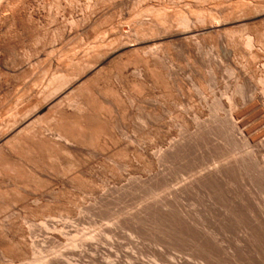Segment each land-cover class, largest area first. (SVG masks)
<instances>
[{"label": "rangeland", "instance_id": "rangeland-1", "mask_svg": "<svg viewBox=\"0 0 264 264\" xmlns=\"http://www.w3.org/2000/svg\"><path fill=\"white\" fill-rule=\"evenodd\" d=\"M116 1L119 2L120 0H72V1H70V0L69 1L68 0H0V17L4 13H7L9 11L8 9L12 8L13 5H14V7L19 9V12L21 13V15L24 14L22 16L23 22H21V25L19 23L17 25L18 27L17 26L16 27L15 26L8 27L5 23H3V24H1V28H0V97H1L0 98V121L1 122H2V119L3 120L5 119L4 117H7L9 114L14 113L17 109L25 108L27 110H31L33 108V106L29 105V101L24 102L23 98L20 99V97L17 98V96L22 95L23 92L28 94L29 91H27L28 89L26 90V88L32 82H34V84H30V87H33L36 90L37 89L38 90L44 89L45 84H46V80L50 76V73L53 72V69L59 68L58 66H60V64H62L64 59H66L65 57H68V56L72 55L73 53H78V51L80 53V52L86 50L87 48H89L90 47L89 44H92L94 42L96 37H98V35L101 33V31H103L104 28H105L104 31H108L107 29L111 30L110 28H112L113 25H119V27L121 26L123 31H126V30L128 31L130 29V27H133L131 29H135V27H136V29H138V27L139 28L142 27L141 24L137 23L140 21L138 19H147V18L152 17V14H150V13L148 14L147 12L145 13L142 11L145 9V7H147L149 5L150 6L154 5L156 7V6H158L157 4H159V5L162 4V6H164L167 13L168 12H171V13L175 12L176 13L177 11H179L178 9H180L181 12H183L187 15H189L188 13H190L193 9H195L194 7H191L192 10L187 8L186 3L189 2L190 0H188V1L187 0H179V1H177V0H155V1L154 0H137V1L136 0H126L124 2L125 4L120 5V6L117 5ZM227 1H228V3H231V2H229V0H227ZM227 1H225V4H227ZM94 2H98V4L93 5ZM135 3H137V4H135ZM202 3L205 4V5H203V4L202 5L206 8L208 6H215V5L217 6V5L223 4L224 0H219V1H217V0L216 1L215 0L210 1L209 0V2H205V3L202 2ZM114 4H116V5H114ZM202 5L200 7L201 9L203 7ZM196 7H197L196 9H198V6H196ZM200 8L197 10V12L199 10L201 11ZM196 9L194 11H196ZM139 10H140V14L142 13L141 15L139 14ZM184 10H186V11H184ZM102 12H106V13L108 12L107 14L105 13V15H104L105 17H103L104 21L101 22L103 20V18H102V20L100 21L101 24H100V22H98L97 24H99V26L96 25V27L93 28V26H95V25H93L90 22H92L93 19L96 18V16L98 17V15ZM135 19L137 20V22ZM87 20L90 23L89 25L92 24L91 25L92 30H90V28H86V27H91V26H88L86 24ZM256 20L257 19H255V22L253 19V20H249L250 22L247 21L246 23H242V24L241 23L240 24H230V25H227L229 28L227 26H225V29H227V28L229 30L232 28L242 29L245 27L251 28L252 26L256 27L258 24L259 25L264 24L263 19H261L259 21L258 20L256 21ZM247 23H249V24H247ZM137 24H138V26H137ZM59 25H61V26H59ZM63 25L67 30H69V29L71 30V32H70L71 36L70 35H67L66 37L63 36L64 38L63 37L62 38L64 40H62L61 38H59L57 36H54L55 35L54 34V32H55L54 28L56 29L57 26L62 28ZM134 25H135V27H134ZM82 29H84V30H82ZM72 32H74L75 35H72ZM214 36H216L215 33H211V34L208 33V35H206V37L204 36L205 37L204 43L201 45L202 47H200V50L198 51L197 56H193L194 55L193 52L190 54V52H191L190 49L185 44H183L184 45L183 46L182 43H180V42H177V41L176 42H170V41L168 42V40H165V41H162V43L164 42L163 44H166V45H163L161 42L159 43V44H161L160 48L165 49V52L166 53L168 52L169 56H167L168 53L167 54L164 53V50H163V53L167 57L172 59L171 66H173L172 68L174 71V75H175V78H177L176 83H177V80L179 79L177 84L181 83V85H179V86H181V87L183 86L184 89H179L180 87L177 89V85H175L173 87V89H175V90H173L167 84L164 83L165 81H163L162 76H160L158 78H156L155 76H152L150 69L146 66V62L142 59V57H140L139 54L137 55L139 58L136 56V54H135L136 57L134 55H132L131 56L132 61H130V63H128L126 65H121V67H119L117 69L116 73H118V72L122 73V74L119 73V75L117 74L118 75L117 78L119 77L118 80H117V78H115L116 80L106 79L102 76L100 77L101 79L100 78L96 79V81L100 79L99 81H97V83L99 84V86L101 88L103 87L102 89H104V87L106 88L105 92H107L109 90L108 93H106V97L104 99V100L107 99L106 100L107 102L104 101V110L106 112L108 111L107 113L109 115H112L111 116L112 118H115V119L117 118L116 122L118 123V128L117 129L115 128L117 130V131L115 130L117 137H116V140L115 139L114 140L117 141V144H116V142H115V144L118 147L121 144L122 145L121 147L123 149L126 148V149H124L125 153H123L124 151H123V149H120V147H119V150L117 148V151L120 153H123V155H125V157L124 156L122 157L121 156L122 154H121L118 156L117 155L113 156L114 158L110 157V159H112V160H110L109 158H107L108 152L106 150H104V148H95V151L96 152L98 151L97 154H90L89 155V154H86L83 152H81L82 154L81 153L79 154L80 156H78V157H80V159L82 158L81 160L86 159L85 165H88V166L83 165L85 168L81 167L80 172H77V173L76 172H61V170H63V167L66 164V160L68 159V156L66 154H64L63 152H61L60 150H58V148H57L58 146H53L50 150V154L52 153L51 155L53 156V158H51V160L48 159V161H47L51 165V167L52 166L53 167L52 168L49 167L50 165L47 162L46 163L48 166L44 165V166H46L45 167L46 169L43 168L44 166L42 164H40L39 167L41 168L43 166L42 168L44 169V172H45V170L47 172L49 170L47 168L49 167V168H51L49 171L52 173L53 171H51V170L53 168H55V166L57 165L56 166L57 173L55 172L56 169H53L54 174L53 173L51 174L48 171L47 173L48 174L50 173V175H48V174L46 175V172L42 173V170L40 173V170L38 169L39 167H36V166L33 167V165H31L32 164L31 162L27 161L26 162L27 165L24 162H22L18 158L19 155L16 153L18 151V148H20L21 143L18 139L12 141L10 143L11 144L10 147H11V151L15 157V158L14 157L13 158H14L15 162H17L19 160L21 162V164L19 165V163H17V164L15 163V165L19 166V167L15 166L16 168L18 167L17 170L15 169L14 165H13L14 168L13 167H11V168L15 169V172L19 171V169H20V173L23 176L18 172L20 175L17 173L18 174V177H17L16 173H15L16 175H14V170L13 169L10 170V168H9V170L13 174H11V177L9 175H7L8 171H9V170H7V168L10 166H9V164L8 165H6V164L10 159H8V158L5 159L4 158L5 156L2 155V153L0 152V168H1L0 173H3V175L0 174V176L1 175L3 176V177L2 176L0 177L1 178L0 181H2V178L5 177L3 179V182H4V180L7 179V176H9L10 179L8 178L9 181L7 179V182H5V183L12 184L11 182L14 181L13 184H18L17 181L18 182L20 181V183H19L20 187H18V188L15 187L16 185L13 186V184L10 185L9 187L6 186L7 188H5V186H4L5 183H2L3 186L0 184L1 185L0 186V190H1L0 197L1 196L3 197V198H0L2 200V202L1 201L0 202L1 203L7 202L8 201L7 198H11V199L13 198L15 200V201L12 200V202H11V200H9L10 202H7L8 208L6 207L5 204H3L5 206L0 204V208L2 206L5 208V210H4L2 207L3 210H2V213H0V215H1L0 216V222L2 223V224L0 223V225H1L0 228L4 227L3 229H5L6 225L11 224V222H12V224L14 222V225H17V227H19L21 229L23 228L26 230V228L28 227L27 230L29 231V234H26L23 240H25L27 243L33 242L34 243V254L36 256H42V257L46 256L45 258L48 257V259L50 258L51 260H50L49 264H72V263L73 264H184V263L185 264H197V263L198 264H209L208 262L205 263L207 252H206V246H205L204 239L207 235L206 233H207V231L209 232L210 228L212 229V227L214 228V227L218 226L217 222L219 221L220 218H222L224 216L225 207L228 208V207H232V206L236 205L234 207V209L236 210L237 214H239V215L236 214L235 217H236L237 222L240 221L238 223L239 226L236 224L237 222L234 221L235 219L230 217L227 220V223H226L227 228L225 230L223 237H225L224 238L225 244L228 243V245H230L231 247H235V243H236V246H238L239 245L238 239L241 238V236L243 234L241 232L242 227H240L241 226L240 224L243 221L244 222L247 221V219H245L247 217V214L245 213L246 211L243 209L244 208L243 206H242L243 208L242 207L239 208V206H241V204L237 201L238 199L236 198L235 193L241 192L242 190H244V191L249 190L250 192H248V193H251V191H252L253 195L252 194L251 195L256 199V201H258L264 207V188H260L258 186L253 185V184H252L253 186H251L250 185L251 181H249L250 179L248 180V177L245 179L244 178V177H246V175H245L243 177V179H241L239 177L237 178V181L241 180L238 182L239 185L237 182H236L237 184L235 183L234 185L232 184L231 186L230 185H222V187H221L222 191L221 192H219L217 190V188L215 189V188H212L213 186L208 185L207 187H200V188H198L192 192L191 191H188V193L184 192L180 195L181 196L180 197V196H176L173 192L175 190L174 188H176V185L178 184L177 181L180 180L179 177H182L183 173H185L184 174V176H185L186 173H188V169L190 172V168L194 169L193 167H195L196 164L198 166L201 165L200 163H202V162H200V160L209 163V166L212 165L210 163V162H212L211 161L212 159H206V157L204 158V157L200 156V154H203V153L200 152V154H199V152H198L199 148L197 151V147H192L189 150H187L186 153H184L185 155L184 154L183 155L173 154L168 158V160L166 162L161 163L159 166H153L148 161H146V159H143V158H142V160L146 161L144 163L142 160H140L141 158L139 160L138 159L136 160L135 158L131 157L132 150L134 148V145L135 146L137 145V142H140L142 144V146L145 144L144 146H146L149 149V152L158 153L159 151L165 149L166 146H169V145L175 143L176 141H178L182 134H187V133L193 131L196 127L199 126V123H200V125L211 124L212 123L211 121H213V116H212V110L210 108H211V101L213 99L220 102V104H221V109L218 112V116L224 118L225 120L230 119V109H231L230 105L234 101L238 100V98L240 99L239 95L237 93L233 92L235 84H236L237 79H238V68H244L243 65H245L246 63H248V64H246L247 66L245 65L246 66L245 68H247V67L251 68L249 70L247 68V70L250 71V73H253L257 76H264V72H263L264 71V47L260 48V50L263 54L261 53L262 55L260 58H258V61L257 60L253 61L254 65H252V62L249 60L248 55L243 51L240 53L237 52L238 53L237 56L235 54L234 57H231L229 60H226L223 57L222 52H220V51L218 52V49H216L217 48L216 45H213V44H215L214 42L216 41V37H217V36L216 37H214ZM36 37H37V39L35 40ZM67 37H68V39H67ZM213 38H215V39H213ZM53 40H55V41H53ZM35 42H36V44H35ZM51 44H53V45H51ZM88 45H89V47H88ZM165 46H168L169 48H167ZM46 52H47V54H46ZM49 52H51V55L48 54ZM38 53H39V56H38ZM188 53H189V55H188L189 57L186 55ZM243 54H244V56H243ZM238 55H240V56H238ZM53 57L58 62L53 61L52 60ZM50 59H51V61H50ZM59 59H60V62H59ZM189 59H191V60H189ZM137 60H139V61H137ZM56 63H57V65H56ZM250 63H251V66H249ZM48 64H51V66ZM63 64H64V62H63ZM65 64H66V61H65ZM175 64H177V65H175ZM52 65H54V66H52ZM11 66H13V67H11ZM62 66H64V65H62ZM62 66H60V67L63 68ZM140 66H142L141 68L144 70H142L140 68ZM64 67H66V65ZM181 67L184 69H182ZM134 70L136 71V73ZM137 71L139 73H142V74H138ZM140 71H142V72H140ZM40 73L42 74V76L40 75ZM147 73H148V75L149 74H151V75L148 76ZM146 75L148 76V78ZM145 76L147 78V80L145 79L146 82L144 81L145 82L144 84L138 83V80L136 77H140V78L144 79ZM45 77H46V79H45ZM25 84H26V88H24L25 90L24 89L21 90L22 87H25ZM112 85H116V86L118 85L119 90L121 88L123 91L120 90V91L116 92L112 88ZM260 85L261 84L257 85L259 87V91H262L264 93V89H263L264 86L263 85L260 86ZM34 86H36V87H34ZM189 88H191V89H189ZM3 89H4V91H3ZM176 90H178V91L181 90V92H183L184 96H182L183 94L182 95L180 94L181 93L180 91H179L180 92L179 93ZM158 91H159V94H158ZM189 91H191V92H189ZM12 92H13V94H12ZM184 92H186V93H184ZM75 93H77V91ZM175 93H177V95ZM191 93H193V94L195 93L194 94L195 96ZM27 94H24V96H26ZM148 94H150V95H148ZM185 94L187 97H185ZM127 95H128V97L132 98V101H131L132 103L129 102V104H128V102L124 101L125 97H123V96L127 97ZM174 95L176 96V98ZM178 95L181 97H178ZM192 95H193V97H192ZM15 97L17 98L18 102L20 101L17 104L15 102V100H16ZM189 97H190V99H189ZM149 98H151V99H149ZM158 98H160V99H158ZM169 98H170V100H169ZM174 98H175V100L179 99L180 102L177 100H176L177 101L176 102L175 100H173ZM84 99L85 98L81 97L80 100L81 101L83 100V101L88 103L87 99H85V100ZM155 99H157V100H155ZM140 100H142V101H140ZM163 100H164V102H163ZM173 101H174V103H173ZM134 102L135 103L137 102V104H135ZM194 102H196L197 105H196V103L194 104ZM202 102H206V104L204 105V103H203V106H202V104H201ZM66 104L67 103L63 102L60 105V107L58 108V110L61 109V110H65V111H70L71 109H70L69 105L66 106ZM16 105H18V106H16ZM164 105H165V107H164ZM62 106L64 107V109ZM134 106H136V107H134ZM142 106H144V107H142ZM160 106H161V108H160ZM167 106H169V107H167ZM197 106L199 107L198 113H197ZM244 106L245 105H243V106H241V105L233 106L232 105V107L234 108V109L232 108L233 111L235 110L234 111L235 115H234L233 121H235L237 119L235 122H238V123L240 122L241 124L239 127L240 130H238L235 133V137L238 140V145L234 148H233V146L228 145L226 147V150L234 149L236 152V153H233L235 156L232 155V157L231 156L229 157L230 160H234L237 158H240V159L245 158L244 160H245V162H247V160L250 158L249 156L251 155V151L254 150V146L245 142L246 137H243V134H244L243 131L248 130V128H249V129H251L250 134L256 135V134H259L261 132L262 125L260 126L259 120L257 118L247 116V115H249L247 112H246L247 114L242 113V112L246 111V110L244 111V109H242V108H244ZM195 107H196V110H195ZM13 108L15 109V111ZM90 108H91V105L88 104L87 109L89 110ZM138 108H139V110H138ZM153 108H155L158 113ZM55 109H56V111H58L57 108H55ZM55 109H53V111H55ZM240 109H242V111ZM130 110H131V112H130ZM180 110H181V112H180ZM210 110H211V112H210ZM238 110H240V111L237 113ZM53 111H51L50 115L52 113H54ZM136 111H137V113H136ZM165 111H167V112H165ZM148 113L150 115H148ZM153 113H155V114H153ZM180 113L181 114L183 113L182 114L183 118H181L182 115L178 116V115H180ZM194 113L197 114V115L195 114L196 118H198L196 120H194L192 118L193 117L192 114L194 115ZM236 113L239 116L237 115V117H236ZM48 115L49 114H47V117H48ZM144 115H146V116L144 117ZM188 115H190V116H188ZM44 116H45L44 118H47L46 114ZM241 116H243V117H241ZM137 117H139L140 119L138 118L136 120ZM249 117L251 119L252 118L253 119L251 120ZM44 118L42 117L41 120L44 121L45 120ZM127 119H130V120H127ZM161 119H163V120H161ZM158 121H160V122H158ZM180 123H182V124H180ZM241 125H242V127H241ZM126 126H128V127H126ZM146 126H147V128H146ZM151 126H152V128H151ZM186 126H187V128H186ZM154 127H156V128H154ZM150 128L152 130H155V131H151ZM242 128H247V129H242ZM157 129H158V131H156ZM136 132H137L138 136L136 135ZM150 132H152V133H150ZM54 133H55V131L53 132V134ZM146 134L147 135L149 134L151 136V138L149 137V135L147 136ZM161 134H163V135H161ZM165 134H167V137L164 136ZM141 135H143V136H141ZM156 135H157V137H156ZM141 137H143V138H141ZM152 137H154V139ZM158 137H159V139H158ZM53 138L57 139L58 137L54 134ZM137 138H138V140H137ZM128 139H129V141H128ZM131 141L134 143V145ZM143 141L144 142L146 141V142L144 143ZM92 142H95V140ZM129 142H131V143H129ZM48 143H49V141H47L45 139L36 138V139L31 140V141L30 140L27 141L26 144H27V146H29L27 148H29L30 150H33L32 154L38 156L39 154L44 155L45 153H47L45 150L43 151V149H44V145L48 144ZM127 143H129V145H127ZM93 144H94V146L90 147V145H91L90 144V145H88L89 148L88 147H86V148H88V150H91L90 148H93L96 146L95 143H93ZM123 144L126 145V147ZM130 144H131V146H130ZM150 144H152V145L150 146ZM127 146L128 147L130 146L128 151H126L128 148ZM201 146H202V143H200L198 147H201ZM24 148H26V145L23 146V149ZM86 148H85V150H87ZM100 150H101V152H100ZM55 151L57 152L59 157L57 155H53V154H56ZM103 151H104V153H102ZM216 151H219V149H217ZM116 152L113 155L117 154ZM126 152H130V153H126ZM249 152H250V154H249ZM120 153H118V154H120ZM105 154H107V155H105ZM129 154H130V156H129ZM126 155L131 157V158L126 157ZM54 156L55 157L57 156L56 160L54 159L55 158ZM85 157H87V158H85ZM89 157H91L92 159ZM97 158H100V159H97ZM120 158H121V161H122V159H125L122 161V163H125L129 160L127 162V164L130 162L129 164H131V165L128 164L129 165L128 169L123 170L120 168H118V169L113 168L112 165H114V167H116V166H119V164H121ZM115 159H117V160H115ZM60 160L61 161L64 160L65 162L62 161V163H61ZM10 161L12 162V159ZM49 161H51V163ZM214 161H217V160H214ZM11 162H8V163L11 164ZM87 162L90 164H88ZM195 162H196V164H195ZM214 163H216V162H214ZM214 163H213V165H214ZM257 163H258L257 167L264 166V154H262V153L258 154ZM92 164L94 165V167L96 169L93 167ZM99 164H101V165L99 166ZM142 164L147 165V167H149V168L146 169L147 167H145V165H142ZM30 165L33 168L30 167ZM96 166H98V168ZM150 167L153 170H150ZM154 167H157V168H154ZM251 167H253V166H251ZM28 168L31 169V172ZM34 168L36 169L35 170L36 173L33 171ZM58 168H60L59 169L60 172H58L59 171ZM195 168H197V167H195ZM12 170H13V172H12ZM93 170H94V172H93ZM32 171L35 174H40L42 176L39 178V175L33 174ZM180 173H181V176L179 175ZM62 174H63V177L65 175V177H64L65 180L63 179ZM82 174L84 177L82 176ZM86 174H88V175H86ZM54 175H55V179H54ZM66 175H67V177H66ZM69 175L74 176L72 178L73 180H71L72 176L70 177ZM13 176H14V178H12ZM51 176L53 177V179H51L52 178ZM79 176H81V177H79ZM15 177L18 178V179L16 178V181H15ZM44 177L46 179H44ZM74 179H75V181H74ZM77 179L79 181H77ZM10 180H12V181L10 182ZM66 180H68V182ZM247 180H248V182H247ZM23 181H25V182H23ZM73 181H74V184L80 183V185H73L74 186L73 187L72 186ZM30 183H31V185H30ZM9 184H5V185H9ZM28 184L30 187L27 186ZM32 184H34L35 187ZM62 184H64V185H62ZM244 184H246V185H244ZM40 185L42 186V188ZM52 185H54V186H52ZM60 185L62 187H60ZM12 186L14 187V189ZM25 186H26V188H25ZM240 186H241V188H239ZM21 187H22V189H21ZM31 187H33L32 193H31V190H32ZM232 187L234 189L235 188L236 189L232 190L231 189ZM227 188L231 189V191H233V192H231L230 190H227ZM16 189H18V190H16ZM56 189H59V190H56ZM240 189H242V190H240ZM42 190L44 191V193L42 192ZM18 191H20V192H18ZM247 191H245V192H247ZM24 192H26V193H24ZM41 192H42V194H41ZM49 192L52 196L49 194ZM34 193L37 195L38 199H35L37 197ZM55 193H57V194H55ZM1 194H3L5 197ZM49 197H50V199H49ZM21 198H23V199H21ZM3 199L5 201H3ZM33 199L39 200V201L35 202V200H33ZM24 200H25V202H24ZM26 201L27 202L29 201V204ZM231 202H233L235 205L230 204ZM15 203L18 206H15ZM222 205H225V206H222ZM22 206H24L25 209ZM178 209H183V211H186L188 213V215H190V217L193 219V221H195V223H193L194 226L191 225V227H189L188 235L182 236L180 234V223H179L180 213L178 212ZM56 211H57V213H56ZM0 212H1V209H0ZM63 212H64V214H63ZM50 213H51V216H50ZM53 213H55V214H53ZM178 213H179V215H178ZM46 214H47V216H45ZM241 216H243L244 218H242ZM238 217H241V220H243V221L242 222H241V220L238 221V219H240ZM53 218H54V220H53ZM43 220H44V222H43ZM64 221H65V223H64L65 226L59 228V229L63 228V229H61V231H63V233L61 232L62 233L61 236H63V237H60V238L58 236H55L56 232H53L52 229L49 228L50 231L49 230L47 231V230L42 229L40 227L43 223L54 224V222H58L60 224H63ZM230 222H232V223H230ZM243 223H242V226H243ZM23 226H25V227H23ZM3 229H0V235H1L0 236V242L4 239L2 234L4 233L5 230H3ZM53 233H54V235H53ZM89 236H93L94 239L91 240L92 242H90V245H86V247H84L81 258L77 257L76 255H74L73 251L69 250L70 246L68 244H69V242H71L73 237L75 239H78V238L80 239V238H86ZM1 243H0V245H1ZM251 246H255V247H253V248L249 247L250 250H249V248H248V250L250 252L251 251L252 252L250 253L248 251V253L249 254L254 253V254H252L254 258L256 257V254L258 256L260 255V257H256V258H261L257 261L255 258V262H257V263H255V262L254 263L255 264H264V241L260 239L257 241V243H255L254 245H251ZM63 247H65V248H63ZM255 252H256V254H255ZM0 253H1V250H0ZM60 253L64 254V255H62V256L58 255ZM57 255L59 256L58 259H57V257H58ZM60 256H61V258H60ZM29 257L30 256H22V257L15 258L16 260L13 259L12 260L13 262L11 261V264H27V263L29 264V261H30ZM53 257L56 258V260L53 259ZM184 258H185V260L183 261ZM66 260H68V262Z\"/></svg>", "mask_w": 264, "mask_h": 264}, {"label": "bare ground", "instance_id": "bare-ground-1", "mask_svg": "<svg viewBox=\"0 0 264 264\" xmlns=\"http://www.w3.org/2000/svg\"><path fill=\"white\" fill-rule=\"evenodd\" d=\"M70 1H72V0H70ZM125 1L126 0H120L119 2H117V1L116 2H117V5L120 6V5L125 4L124 3ZM177 1H179V0H177ZM217 1H219V0H217ZM225 1H227V0H224V3L223 4H220V5H217V6L216 5L215 6H208V7L205 8L203 6L205 4H203L202 2H204V3L205 2H209V0H190L189 2L186 3L187 8H189V9L192 10L191 7H194L196 9L197 8L196 6H198V9H199L202 4H203L202 5L203 7H202V9L200 8L201 11L199 10L198 12H197L198 9H196V11H194L195 9H193L192 10L193 12L191 11L190 13H188L189 15L181 12L180 9H178L179 11H177L176 13L175 12L174 13H171V12H168L167 13L166 10H165V8H164V6H162V4H160V5L157 4L158 6H156V7L154 5H151V6L149 5V6L145 7V9L142 10V11L145 12V13L147 12L148 14L149 13L152 14V17H150V18H147L146 17L147 19H138V20H140L139 22H137V20L135 19L137 23H139V24L142 25V27H140V28L138 27V29H136V27L134 25L135 29H131L133 27H130V29L128 31L127 30L126 31H123L122 28H121V26L119 27V25H113L112 28H110L111 30L107 29L108 31H104L105 30V28H104L103 31L100 30L101 33L98 35V37L95 36L96 39L94 40V42L92 44H89L90 47L88 45L89 48H87L86 50H84V51H82L80 53L78 51V53H73L72 55H70L68 57H65L66 59H64V61H63L64 64L62 62V64H60V66H62V65L65 66L66 65V67L62 66L63 68H61L60 66H58L59 68L53 69V72L50 73V76L46 80V84H45V88L44 89H39V90L37 89L36 90L35 88L30 87V84H34V82L30 83L29 86L27 85L29 88L28 87L26 88V84H25V87H22L21 90H23L24 88H26V90L28 89L27 90V91H29L28 94L27 93H24L22 91L23 94L17 96V98L18 97H20V99L23 98V101L24 102L25 101H29V105H32L33 108L31 110H27L25 108H23V109H17L16 111L13 108L15 112L9 114L7 117H4L5 119L4 120L2 119V122L0 121V152L2 153V155L5 156L4 157L5 159L6 158H8L10 160L12 159V162H13L12 163L10 160L9 161L7 160L8 162H11V164L7 162L6 165L9 164V166H10V167L7 166L8 168L6 167L7 170H9V168L11 170L15 166H18V165H15V163L16 164L19 163V165L21 164V162L19 160L18 161L16 160L17 162H15V160H14L15 157H14V155H13V153L11 151V147H10V145H11L10 143L12 141H14V140H17V139L20 141L21 146H22V147L20 146V148H18V151L16 152L19 155L18 158L22 162H24L26 165H27V163H26L27 161L28 162H31L32 163L31 165H33V167L34 166L39 167L40 164H42L43 166L44 165L48 166L47 165L48 159L51 160V158H53V156L51 155L52 153L50 154V150H51V148L53 146H58L57 147L58 150H60L61 152H63L64 154H66L68 156V159L66 160V164L63 167V170H61V172H76V173L77 172H80V168L81 167L82 168H85L84 166H88V165H85V162H86L85 160L86 159L85 160H81L82 158L80 159V157H78V156H80L79 154L81 152L86 153V154H89V155L90 154H97L98 151L96 152L95 151V148H104V150H106L108 152L107 153L108 155L107 154H105V155H107V158H109V159H110V157L111 158H114L113 156H116V155L118 156V155H121V154H122L121 155L122 157L123 156L125 157V155H123V153H125L124 149H126V148L123 149L121 147L122 146L121 144H120L119 147H120V149H123L124 152L123 153H120V152L117 151V148L119 150V147L116 145L117 144V141H115L116 140V137H117V134L115 133V130L118 128V123L116 122V119L117 118L116 119L115 118H112L111 117L112 115H109L107 113L108 111L106 112L104 110V101L107 100V99L106 100H104V99L106 97V93H108L109 90L107 92H105L106 91V88L104 87V89H102L103 87L101 88L99 86V84L97 83V81H99L101 79L100 78L101 76L104 77V78H106V79L116 80L115 78H117V76L119 75V73H121V72L116 73L117 72V69L119 67H121V65H126V64L130 63V61H132V57H131L132 55L135 56V54H136V56H137L139 54L140 57H142V59L146 62V66L150 69L152 76H155L156 78L162 76L163 77V81H165L164 83L167 84L172 89H173V87L175 85H177V89L179 87H180L179 89H184L183 86H182L183 88L181 86H179V85H181V83L180 84H177L179 79L177 80V83H176V79L177 78H175L174 71H173V68H172L173 66H171L172 59L169 58V57H167V56H169V53L168 52H167L168 53L167 56L164 54V53H166L165 52V49L160 48V45L161 44H159V43L160 42L162 43V41H165V40H168V42L169 41L170 42H176L177 41V42L182 43V45L185 44L190 49V51H191L190 54L193 52L194 55L193 54L192 55L193 56H197L198 55V51L200 50V47H202L201 45L204 43V39H205L206 35H208V33L209 34L215 33L217 37L214 36V37H216V41L214 42L215 44H213V45H216L217 48L216 47L215 48L218 49V52L219 51L222 52V55H223V57L226 60H229L231 57H234L235 54L237 56V54H238L237 52L240 53V52L243 51V52H245L248 55L249 60L252 62V65H254L253 64L254 63L253 61H255V60L258 61V58H260L261 55L263 54L261 52L260 48L261 47L262 48L264 47V24H261V25L258 24L259 26L258 25L256 27L255 26H252L251 28H248V27L247 28L245 27V28H242V29H234V28H232L230 30L228 29L229 27L227 25H230V24H240V23L242 24V23H246L247 21L253 20V19H254V22H255V19H257L258 21L261 20V19L264 20V0H231V1L229 0V2H231V3H228V1H227V4H225ZM97 4H98V2H94L93 5H97ZM135 4H137V3H135ZM114 5H116V4H114ZM8 10H7L8 11L7 13H4L0 17V28H1V24H3V23H5L8 27H12V26H15L16 27L19 23L21 25V22H23L22 16L24 14L21 15V13L19 12V9L16 8V7H14V5H13L12 8H9ZM184 11H186V10H184ZM105 13L106 12L100 13L98 15V17L96 16V18L93 19L92 22H90L93 25H95V26H93V28H95L96 25L99 26V24H97V23L100 22L103 17H105L104 16ZM139 14H140V10H139ZM103 21H104V18H103V20L101 22H103ZM101 22H100V24H101ZM90 23L87 20V23L86 24L88 26H91L92 25V24L89 25ZM247 24H249V23H247ZM59 26H61V25H59ZM137 26H138V24H137ZM225 26L228 27L227 28L228 30L225 29ZM86 28H90V30H92L91 29L92 26L91 27H86ZM54 30H55V32H54L55 35L54 36H57V37L61 38L62 40H64L63 39L64 38L63 36L66 37L67 35H70L71 34L70 33L71 30L70 29L67 30L64 27V25H63L62 28L57 26V28L56 29L54 28ZM82 30H84V29H82ZM72 35H75L74 32H72ZM68 37H67V39H68ZM36 39H37V37L35 38V40ZM213 39H215V38H213ZM53 41H55V40H53ZM35 44H36V42H35ZM51 45H53V44H51ZM163 45H166V44H163ZM165 47L169 48L168 46H165ZM163 50H164V53H163ZM51 52H49L48 54L51 55ZM46 54H47V52H46ZM186 55L188 56L189 53L186 54ZM38 56H39V53H38ZM238 56H240V55H238ZM243 56H244V54H243ZM52 60L58 62L57 60H55L54 57L52 58ZM189 60H191V59H189ZM50 61H51V59H50ZM65 61H66V64H65ZM137 61H139V60H137ZM59 62H60V59H59ZM246 64H248V63H246ZM48 65L51 66V64H48ZM56 65H57V63H56ZM175 65H177V64H175ZM245 65H243L244 68H238L237 67L238 68V79H237V82L235 84V87H234V91L233 92L237 93L239 95L240 99L238 98V100L234 101L230 105V108H231L230 109V119L225 120L224 118L218 116V112L221 109V104H220V102H218L215 99H213L211 101V108L209 107L212 110V116H213V121H211L212 122L211 124H205L204 123L205 125H200V123H199V126L196 127L193 131H191V132H189L187 134H182L180 136V138H179L178 141H176L175 143H173V144H171L169 146H166L165 149L159 151L158 153H151V152H149V149L146 146H144L145 144L142 146V144L140 142H137V145L135 146L134 143L131 141L133 143V145H134V148H133L132 153H131V157L132 158H135L136 160L137 159L139 160L140 158H141L140 160H142V158L143 159H146V161H148L153 166H159L161 163L166 162L168 160V158L171 155H173V154L183 155L184 153H186L187 150H189L192 147H197V151H198V148H199V151H198L199 154H200V152L203 153V154H200L201 157H204V158L206 157V159H212L211 161L213 163L216 162V163H214V165H213L212 162H210L212 164V165H210L211 167L209 166V163L204 162V161H201V160H200V162H202V163H200L201 165H199V166L195 162V164H196L195 167H197L198 169L195 168V167H193L194 169H191L190 168V172H189V169H188V173H186L187 176L186 175L184 176L185 173H183L182 174L183 176L182 177H179L180 180H178L179 182L177 181V183H178L177 185L178 186L176 185V188H174L175 190L173 191L176 196H180L184 192L185 193L186 192L188 193V191H191L192 192V191H194V190H196V189H198L200 187H207L208 185L209 186H213L212 188H215V189L217 188V190L219 192H221L222 191V189H221L222 185H230V186L232 184L234 185L236 182L238 183L239 181H241V180L237 181V178L238 177L241 178V179H243V177L245 175H246V177H244L245 179L247 177H248V180L250 179L249 181H251V184H250L251 186L255 185V186H258L260 188H264V166L257 167L258 166L257 165L258 164L257 163V156H258V154H260V153L264 154V93L262 91H259V87L257 85L258 84H261V85L264 86V76H257V75H255L253 73H250V71H248V70L251 69V68H248L247 67L248 68V70H247V68H245L247 65L246 66ZM52 66H54V65H52ZM249 66H251V63H250ZM11 67H13V66H11ZM141 67L142 66H140V68ZM182 69H184V68H182ZM142 70H144V69H142ZM140 72H142V71H140ZM135 73H136V71H135ZM148 73H147V75H148ZM138 74H142V73H139L138 72ZM151 74H149V75H151ZM40 75L42 76L41 73H40ZM146 76L144 77V79L143 78H140L141 76L140 77H136L137 80H138V83L144 84L146 82L145 79L147 80V78H148V76H147V78H146ZM98 78H100V79L96 81V79H98ZM45 79H46V77H45ZM118 79H119V77L117 78V80ZM34 87H36V86H34ZM112 88L116 92L122 90L121 88L119 90V86L118 85L117 86L116 85H112ZM189 89H191V88H189ZM263 89H264V87H263ZM173 90H175V89H173ZM3 91H4V89H3ZM76 91H77V93H75ZM176 91H178V90H176ZM179 91L181 92V90H179ZM189 92H191V91H189ZM184 93H186V92H184ZM12 94H13V92H12ZM24 94H27V95L24 96ZM150 94H148V95H150ZM158 94H159V91H158ZM175 94L177 95V93H175ZM180 94L182 95L183 92H181ZM191 94H193V93H191ZM193 95H192V97H193ZM182 96H184V94ZM81 97L87 99L88 103L85 102V101H83V100L81 101L80 100ZM123 97H125L124 98L125 100L124 99L123 100L126 101V102H128V104H129V102L132 103L131 102L132 101V98L128 97V95H127V97L126 96H123ZM178 97H181V96L178 95ZM185 97H187L186 94H185ZM17 98L15 100L16 104L20 102V101L18 102ZM175 98H176V96H175ZM175 98L173 100H175ZM149 99H151V98H149ZM158 99H160V98H158ZM189 99H190V97H189ZM155 100H157V99H155ZM169 100H170V98H169ZM176 100L179 101V99H176ZM140 101H142V100H140ZM63 102L67 103L66 106L69 105V107L71 109L70 111H65V110H61V109L58 110V108L60 107V105ZM163 102H164V100H163ZM173 103H174V101H173ZM195 103L196 102H194V104ZM203 103H204V105L206 104V102H202L201 103L202 106H203ZM88 104L91 105V108L89 110L87 109L88 108ZM135 104H137V102ZM196 105H197V103H196ZM232 105L233 106H236V105L243 106V105H245L244 108H242V109H244V111L245 110L246 111L245 112H242V113H246L247 112L249 114L247 116H250V117H253V118H257L259 120L260 126L262 125L261 132L259 134H256V135L255 134H252L251 135L250 134L251 129H249V128H248V130H244L243 131V133H244L243 134V137H246L245 142L248 143V144H251L252 146H254V150L251 151V155L249 156L250 158L247 160V162H245V160H244L245 158L244 159L237 158V159H234V160H230L229 157L230 156L232 157V155H234L233 153H236V152H235L234 149H232V150H226V147L228 145L229 146H233V148L238 145V140L235 137V133L238 130H240L239 127H240V124H241L240 122L239 123L238 122H235L237 119L235 121H233V118H234V115H235V112H234L235 110L233 111L234 108L232 107ZM16 106H18V105H16ZM169 106H167V107H169ZM134 107H136V106H134ZM142 107H144V106H142ZM164 107H165V105H164ZM55 108H57L58 111H56ZM160 108H161V106H160ZM53 109H55L56 112L53 111ZM63 109H64V107H63ZM153 109H155V108H153ZM242 109H240V110L242 111ZM138 110H139V108H138ZM195 110H196V107H195ZM211 110H210V112H211ZM240 110H238L237 113ZM51 111H53L54 113H52L50 115ZM130 112H131V110H130ZM156 112H157V110H156ZM165 112H167V111H165ZM180 112H181V110H180ZM198 112H199V107L197 106V113ZM136 113H137V111H136ZM149 113H148V115H150ZM237 113H236V117L238 115ZM45 114H46V117H47V114H49L47 118H44L45 117L44 116ZM153 114H155V113H153ZM182 114L180 113V115H178V116H181ZM195 114L196 113H194V115L192 114V116H193L192 118L194 120L198 119V118H196ZM145 116L146 115H144V117ZM188 116H190V115H188ZM42 117L45 120L46 119L47 120L46 121L45 120L44 121L41 120ZM241 117H243V116H241ZM138 118L139 117H137L136 120ZM181 118H183V115L181 116ZM130 119H127V120H130ZM161 120H163V119H161ZM158 122H160V121H158ZM180 124H182V123H180ZM126 127H128V126H126ZM241 127H242V125H241ZM146 128H147V126H146ZM151 128H152V126H151ZM154 128H156V127H154ZM186 128H187V126H186ZM158 129L156 131H158ZM242 129H247V128H242ZM52 131L53 132L55 131L54 134L58 137L57 139H54L53 138V135L54 134H53ZM151 131H155V130H152L151 129ZM150 133H152V132H150ZM136 135H137V132H136ZM161 135H163V134H161ZM141 136H143V135H141ZM164 136L167 137V134H165ZM149 137L151 138L150 135H149ZM156 137H157V135H156ZM36 138H42V139H45V140L49 141L48 144H45L44 145L43 151L45 150L47 152V153L44 152L45 153L44 155H42V154L40 155L39 154L40 155L39 156L37 154L38 156H36V155L32 154V151L33 150H30L29 148H27V147H29L26 144L27 141H29V140L31 141V140L36 139ZM141 138H143V137H141ZM152 138L154 139V137H152ZM158 139H159V137H158ZM94 140H95V142H92ZM137 140H138V138H137ZM128 141H129V139H128ZM115 142H116V144H115ZM131 142H129V143H131ZM93 143H95L96 146L93 147V148H90L91 150H88V148H89L88 145L91 144L90 147H92V146H94ZM129 143H127V145H129ZM200 143H202V146L201 147H198ZM25 145H26V148L23 149V146H25ZM151 145L152 144H150V146ZM124 146L126 147V145H124ZM130 146H131V144H130ZM86 147H88V148H86ZM129 147L127 148L126 151H128ZM85 148L87 150H85ZM217 149H219V151H216ZM100 152H101V150H100ZM115 152L117 154L113 155ZM130 152H126V153H130ZM55 153L56 154H53V155H57L58 156V154H57L56 151H55ZM102 153H104V151ZM118 153H120V154H118ZM249 154H250V152H249ZM129 156H130V154H129ZM129 156L126 155V157H129ZM56 157L54 158L55 160H56ZM131 157H129V158H131ZM85 158H87V157H85ZM89 158H91V157H89ZM97 159H100V158H97ZM110 160H112V159H110ZM115 160H117V159H115ZM123 160H125V159H122V161ZM214 160H217V161H214ZM62 161H64V160H62ZM62 161L60 160L61 163H62ZM122 161H121V158H120L121 164H119V166H116V167H114V165H112L113 168H115V169L120 168V169H123V170L128 169V166L131 165V164H129L130 162L128 163L129 165L127 164V162L129 160L127 162H125V163H122ZM146 161L144 160L143 163L146 162ZM49 162L51 163V161H49ZM88 164H90V163H88ZM101 164H99V166ZM13 165H14V167H13ZM31 165H30V167H32ZM142 165H145V164H142ZM46 166H44L43 168H45ZM56 166L53 169H56L55 172L57 173ZM251 166H253V167H251ZM11 167H13V168H11ZM42 167L41 168L39 167L38 169L40 170V173H41V170H42V173H45L46 170L44 172V169ZM49 167H51V165ZM49 167L47 169L50 170L53 166L51 168H49ZM93 167H94V165H93ZM96 167L98 168V166H96ZM145 167H147V165H145ZM17 168L15 167L16 170H17ZM148 168L149 167H147L146 169H148ZM154 168H157V167H154ZM15 169H13L14 170V175H16L18 172L20 173V169H19V171H16V172H15ZM53 169L51 171L54 172ZM59 169L60 168H58V170ZM10 170L8 171V174L7 175H9L11 177V174H13V173H11ZM13 170H12V172H13ZM29 170L31 172V169H29ZM35 170L36 169L34 168L33 171L36 173ZM94 170H93V172H94ZM150 170H153V169L150 167ZM33 171H32V173L35 174ZM47 172H46V175L48 174ZM58 172H60V170ZM50 173L48 175H50ZM181 173L179 174L180 176H181ZM0 174L3 175V173H0ZM18 174L16 175L17 177H18ZM35 175H39V178L42 176L40 174H35ZM86 175H88V174H86ZM9 176H7V179L9 178ZM82 176H83V174H82ZM17 177H15V181H16V178ZM62 177H63V174H62ZM64 177H65V175H64ZM64 177H63V179L65 180ZM66 177H67V175H66ZM73 177L74 176L71 177V180H73L72 179ZM79 177H81V176H79ZM4 178H2V181H0V184L1 185H2V183L7 182V179H5L6 181L4 180V182H3V179ZM12 178H14V176ZM9 179H8V181H9ZM44 179H46V178L44 177ZM51 179H53V177ZM54 179H55V175H54ZM248 180H247V182H248ZM11 181L12 180H10V182ZM66 181L68 182V180H66ZM74 181H75V179H74ZM74 181H73L72 186L73 185H80V183L74 184ZM77 181H79V180L77 179ZM23 182H25V181H23ZM11 183L13 184L14 181L11 182ZM17 183L18 184H13V186L16 185L15 187L18 188V187H20V185H19L20 181L19 182L17 181ZM5 184H9V183H5ZM5 184H4L5 188H7L10 185H12V184H9V185H5ZM34 184H32V185H34ZM30 185H31V183H30ZM62 185H64V184H62ZM238 185H239V183H238ZM244 185H246V184H244ZM27 186L30 187L29 184ZM52 186H54V185H52ZM22 187H21V189H22ZM34 187H35V185H34ZM60 187H62V186L60 185ZM25 188H26V186H25ZM32 188L33 187H31V189ZM41 188H42V186H41ZM228 188H227V190H230V191H231V189L232 190L234 189L233 187L231 189H228ZM239 188H241V186ZM13 189H14V187H13ZM16 190H18V189H16ZM56 190H59V189H56ZM240 190H242V189H240ZM20 191H18V192H20ZM242 191H241L242 193L241 192H236L235 193L236 198L238 199V200L237 199L236 200L241 204V206H239V208L243 206L244 208L243 207L242 208L246 211V212L245 211L244 212L247 214V217L245 218V219H247V221L245 220L246 222H244L243 220H241V217L242 218L245 217L244 215H243L244 217L243 216L238 217V218H240V219H238V221L241 220V222L242 221L244 222V223L242 222L243 223V226H242V223L240 224L241 225L240 227H242V231L241 232L243 234H242L241 238L238 239L239 245L237 244L238 246H236V243H235V247H231L230 245H228V243L227 244L224 243V238L225 237H223V236H224L225 230L227 228L226 227L227 220L230 217H232V218L235 219L234 221L237 222L236 217H235L236 214H237V212L234 209V207L236 205L233 202H231L230 204H234L235 206H232L231 205L232 207H228V208L225 207V210L223 209L224 210V216L222 218H220L219 221L217 222L218 223L217 224L218 226L217 227H214V228L212 227V229L210 228L209 229V232L207 231V233H206L207 235H206V237L204 239L205 246H206V252H207L206 253V261H205V263L206 262H208L209 264H255V263H257V262H255V258L256 257H260V255L258 256L256 254V252H255L256 257L254 258L253 255H252L254 253L249 254L248 251L250 250V248L255 247V246H251V245H254L255 243H257L258 240L261 239V240L264 241V207L258 201H256V199L252 196L253 195L252 194V191H251V193H248V192H250L249 190L248 191L245 190L247 192H245L244 190H242ZM0 192H1V190H0ZM32 192H33V189L31 190V193ZM42 192L44 193L43 190H42ZM42 192H41V194H42ZM231 192H233V191H231ZM24 193H26V192H24ZM49 194H50V192H49ZM55 194H57V193H55ZM1 195H3V194H1ZM36 197H37V195H36ZM0 198H3V197L1 196ZM21 199H23V198H21ZM35 199H38V197L35 198ZM35 199H33V200H35ZM49 199H50V197H49ZM7 200H8L7 202H10L9 200H11V202H12V200H14V199L13 198L12 199L11 198H7ZM0 201L2 202L1 199H0ZM3 201H5V200L3 199ZM36 201H39V200H35V202ZM1 202H0V204H2V205L5 204L6 207L8 208L7 202H5V203H1ZM24 202H25V200H24ZM27 203L29 204V201ZM5 205H3V206H5ZM15 206H18V205H16V203H15ZM222 206H225V205H222ZM2 207L0 208L1 209V212L0 213H2V210L3 209L5 210V208L3 207V209H2ZM22 207L24 208V206H22ZM178 212L180 213V217H179L180 234L182 236L188 235V229H189V227H191V225L194 226L193 223H195V221H193V219L190 217V215H188V213L186 211H183V209H178ZM56 213H57V211H56ZM179 213H178V215H179ZM53 214H55V213H53ZM63 214H64V212H63ZM237 215H239V214H237ZM45 216H47V214ZM50 216H51V213H50ZM54 218H53V220H54ZM43 222H44V220H43ZM239 222H237L236 224L238 225ZM64 223H65V221L63 222V224H60L58 222H54V224L43 223L40 227L42 229L47 230V231L49 230V228L52 229L53 232H56L55 233V236H58L60 238V237H63V236H61V234L63 233V231H61V229H63V228H61V229H59V228L60 227H64L65 226ZM230 223H232V222H230ZM23 227H25V226H23ZM3 228H0V229H3ZM27 229H28V227L26 228V230L23 229V228L21 229V228L17 227V225H14V222H13V224L11 222V224H7L6 225L5 229H3L5 231L2 234V236H3L4 239L1 241L2 243L0 242L1 243V245H0V248H1L0 249L1 250V253H0V264H11V261L13 259L18 258V257H22V256H30L29 257L30 258L29 264H49V262L51 260L50 258L48 259V257L45 258L46 256L45 257H42V256H36L34 254V243L33 242L27 243L25 240H23L24 237H25V235L26 234H29V231ZM53 235H54V233H53ZM93 239H94L93 236H89V237H86V238H80V239L79 238L78 239H75L73 237V239L71 240V242H69V244H68L70 246L69 250L73 251L74 255H76L77 257H80L81 258L84 247H86V245H90V242H92L91 240H93ZM63 248H65V247H63ZM248 248H249V250H248ZM58 255H61L62 256L64 254H61L60 253ZM61 256H60V258H61ZM58 258H59V256L57 257V259ZM53 259L56 260V258H54V257H53ZM259 259H261V258H256V261L259 260ZM184 260H185V258L183 259V261ZM66 261L68 262V260H66Z\"/></svg>", "mask_w": 264, "mask_h": 264}]
</instances>
